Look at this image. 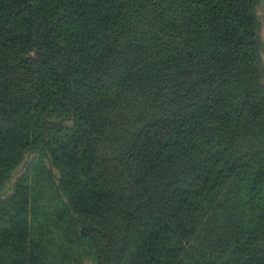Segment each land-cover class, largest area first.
<instances>
[{
  "label": "trees",
  "instance_id": "16d2710c",
  "mask_svg": "<svg viewBox=\"0 0 264 264\" xmlns=\"http://www.w3.org/2000/svg\"><path fill=\"white\" fill-rule=\"evenodd\" d=\"M263 2L0 0V264H264Z\"/></svg>",
  "mask_w": 264,
  "mask_h": 264
},
{
  "label": "rangeland",
  "instance_id": "374dc122",
  "mask_svg": "<svg viewBox=\"0 0 264 264\" xmlns=\"http://www.w3.org/2000/svg\"><path fill=\"white\" fill-rule=\"evenodd\" d=\"M109 152L110 151L108 149H105L104 147L100 149V154L103 157H105V158H107L110 155ZM122 218H123V210L122 209H117L116 210V219L114 221V225L112 226V230H114L113 233L115 234L114 242L110 243V247L108 249V252H110L111 254H115V252L117 250V246L119 245L120 232L122 230V223H121L122 222ZM110 229H111V227H108V230H110ZM110 253H109V255H110ZM85 264H92V262L91 261H86Z\"/></svg>",
  "mask_w": 264,
  "mask_h": 264
},
{
  "label": "crops",
  "instance_id": "0c3cea01",
  "mask_svg": "<svg viewBox=\"0 0 264 264\" xmlns=\"http://www.w3.org/2000/svg\"><path fill=\"white\" fill-rule=\"evenodd\" d=\"M262 12H263V20H264V2H263ZM262 34H263V37H264V23H263Z\"/></svg>",
  "mask_w": 264,
  "mask_h": 264
}]
</instances>
